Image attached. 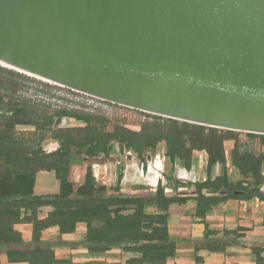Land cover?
Here are the masks:
<instances>
[{"label": "water", "instance_id": "obj_1", "mask_svg": "<svg viewBox=\"0 0 264 264\" xmlns=\"http://www.w3.org/2000/svg\"><path fill=\"white\" fill-rule=\"evenodd\" d=\"M0 62L165 119L264 136V0H0Z\"/></svg>", "mask_w": 264, "mask_h": 264}, {"label": "trees", "instance_id": "obj_2", "mask_svg": "<svg viewBox=\"0 0 264 264\" xmlns=\"http://www.w3.org/2000/svg\"><path fill=\"white\" fill-rule=\"evenodd\" d=\"M0 71L4 70L0 68ZM0 112H4L0 114V120H9L5 125L0 124V154L4 155L6 151L7 155H14L8 158L9 165L13 168L8 169L7 177L0 175V252L11 245L22 244V234L15 229L19 224H31L32 243L40 244L33 249H8V259L12 263L73 264L71 260L56 259L50 248L41 245V239L43 231L52 227H58L61 235L74 233L79 223L87 225L84 245L90 254L107 253L124 247L128 252L141 255L128 260L126 264H167V259L175 255V245L170 241L168 232L167 212L170 205L183 204L186 199L169 198L162 189L152 195L129 196L115 188V193L106 195L108 188L96 187L92 174L74 192L62 170L56 165L57 162L65 160L62 149L48 154L40 147L47 137L46 133L51 132L52 125H59L66 118L84 122L86 127L81 131L86 132L85 141L90 146L91 155L96 153L108 156L112 145L119 143L142 156L144 149H155L160 142L165 141L166 155L172 160L179 158L187 168L191 167L194 151H206L209 156V170L215 164L226 163L225 142L235 140L238 135V132L165 118L161 119L168 123L167 127L154 124L152 127L155 131L152 133L145 126L140 132L122 126H116L109 132L106 131L108 120L105 117L63 107L50 116H42L37 112L31 114L23 105L6 111L0 108ZM18 124L33 125L42 131L34 158H30L28 154H16L11 149L21 143L15 140L12 133L14 126ZM36 135L35 133L34 136ZM257 136L264 139V136ZM52 138L60 140L56 136ZM262 159L252 153L241 152L237 145L231 153V163L240 170L244 182L250 176L255 182H259ZM43 171L56 173L61 182L58 195H34L36 175ZM202 187H209L213 191H227V197H257L264 201V193L259 188L245 187L242 183L229 185L226 174L218 177L215 182H206ZM217 200L218 198L200 195L198 215L203 216ZM147 206H156L162 214H147ZM42 208L52 209L45 219H40L38 215Z\"/></svg>", "mask_w": 264, "mask_h": 264}, {"label": "crops", "instance_id": "obj_3", "mask_svg": "<svg viewBox=\"0 0 264 264\" xmlns=\"http://www.w3.org/2000/svg\"><path fill=\"white\" fill-rule=\"evenodd\" d=\"M225 150L226 163L215 164L209 170L206 151H194L192 164L187 168L182 160L161 156H142L122 144L115 143L108 156L96 158L92 180L96 187L119 188L129 196H147L162 189L169 198L186 199L183 204H172L168 209V232L175 245V255L167 264H264V201L259 198L227 197L224 190L213 191L202 187L215 182L226 174L228 184L236 186L244 182L240 170L231 163V153ZM222 171V174H220ZM61 182L54 171L36 175L34 195H58ZM218 198L203 216L198 215V197ZM50 208L39 210V218L45 219ZM147 214H162L156 206H147ZM15 229L22 234L20 245H11L0 252V264L12 263L8 249H33L31 224H19ZM87 225L79 223L71 234H60L58 227L43 231L41 242L50 248L56 259L72 260L75 264L89 261H106L105 264H124L130 253L113 249L107 253L90 254L87 249L76 250L74 243H84ZM82 259V260H79Z\"/></svg>", "mask_w": 264, "mask_h": 264}, {"label": "rangeland", "instance_id": "obj_4", "mask_svg": "<svg viewBox=\"0 0 264 264\" xmlns=\"http://www.w3.org/2000/svg\"><path fill=\"white\" fill-rule=\"evenodd\" d=\"M4 71H0V108L3 111L17 109L19 106L25 108L31 113L37 112L42 116H50L61 107L70 110L93 114L105 117L106 131H113L116 126L126 127L134 132H140L143 127H147L149 132H154V124H161L167 127L168 123L161 119L162 117L148 114L133 108L110 103L85 93L77 92L54 83L35 78L9 69L0 65ZM4 114V112H0ZM9 116L11 114L9 113ZM55 122L57 118L54 119ZM9 120L1 119L0 124L5 125ZM86 124L73 118H66L59 125H52L51 132H47L46 139L40 147L45 153H54L62 149L65 160L57 162L56 165L62 170L67 181L71 184L72 189L76 192L83 186L91 174L95 173L96 158L101 159L103 154L93 155L90 153V146L86 144V132H82ZM50 128V127H47ZM13 136L20 145L13 146L11 149L17 154H28L30 158L35 157L38 151V139L42 131L33 125L18 124L14 126ZM35 133L37 134L36 136ZM58 137L53 139L52 137ZM119 144V143H118ZM124 145V144H122ZM237 145L239 150L244 153H252L257 158H263L260 164V179L255 182L252 176L246 180L249 188H259L264 193V139L260 136H251L247 133H238L235 140L225 142V150L230 152V148ZM125 146V145H124ZM153 152V153H150ZM167 153V144L162 141L155 149H144L146 156H161ZM6 151L0 154V175L7 177L8 169L13 168L9 165L8 158L14 155H7ZM222 174V171H220ZM108 188V187H107ZM115 188H108L106 195L115 193ZM41 245L45 247L42 243ZM76 250L86 249L84 243H74ZM124 253H130L129 259L138 258L141 255L135 252H128L126 248H117ZM79 260H82L79 258ZM71 262L75 264L72 260ZM106 261H89L86 264H105Z\"/></svg>", "mask_w": 264, "mask_h": 264}, {"label": "bare ground", "instance_id": "obj_5", "mask_svg": "<svg viewBox=\"0 0 264 264\" xmlns=\"http://www.w3.org/2000/svg\"><path fill=\"white\" fill-rule=\"evenodd\" d=\"M0 65H4V66H7L6 64H4V63H2V62H0Z\"/></svg>", "mask_w": 264, "mask_h": 264}]
</instances>
